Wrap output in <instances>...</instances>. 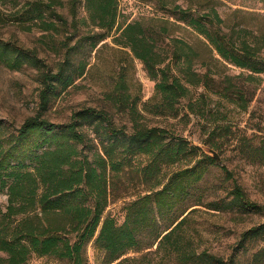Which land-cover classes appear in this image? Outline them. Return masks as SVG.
I'll list each match as a JSON object with an SVG mask.
<instances>
[{
  "label": "trees",
  "instance_id": "obj_1",
  "mask_svg": "<svg viewBox=\"0 0 264 264\" xmlns=\"http://www.w3.org/2000/svg\"><path fill=\"white\" fill-rule=\"evenodd\" d=\"M250 1L264 6V0ZM66 4L70 22L56 10L58 0H0V21L24 32L38 28L65 37L64 53L53 66L39 60L37 52L0 39V65L11 71L27 66L38 73L42 111L84 76L89 64L81 56L111 37L155 83L160 98L155 114L175 115L179 102L197 87L246 111L252 87L264 77V26H250L249 14L242 10L222 18L217 0H156L162 17L130 22L120 21L118 0ZM184 33L195 35L203 48L194 49ZM195 64L206 72L198 73ZM218 65L241 74H213L210 67ZM119 71L115 94L126 86L128 68L121 65ZM243 77L246 84L229 87ZM131 123L130 131L119 128L107 112L95 109L79 111L60 125L41 114L20 127L0 121V195L6 197V205L0 206V264H29L34 259L89 264V244L101 254L98 264L240 263L235 256L225 259L201 248L205 230L198 214L202 208L230 215L259 214L264 208L250 201L227 167L201 148L181 138L169 139L165 130ZM228 133L230 127H215L204 147L220 158L229 145L224 139ZM236 139L240 154L264 164V140L254 146L245 137ZM219 166L233 187L227 197L210 200L199 186ZM171 167L176 169L164 172ZM125 170L137 173L144 193L125 205L123 222L117 224L104 213L113 180ZM252 242L260 245L248 264H264V223L244 232L237 250L246 252Z\"/></svg>",
  "mask_w": 264,
  "mask_h": 264
},
{
  "label": "rangeland",
  "instance_id": "obj_2",
  "mask_svg": "<svg viewBox=\"0 0 264 264\" xmlns=\"http://www.w3.org/2000/svg\"><path fill=\"white\" fill-rule=\"evenodd\" d=\"M58 1L61 5H56V10L70 22L67 0ZM217 1L218 12L222 18L230 16L234 10H242L249 14L247 22L250 26H264V6L261 4L250 0ZM118 3L120 21L130 22L142 17L163 16L162 10L157 9L156 0H118ZM82 16L83 11L80 9L79 18ZM3 20L0 21V39L25 50L37 52L38 59L45 64L53 66L64 53L61 44L65 37L62 33L56 35L41 32L38 28L24 32L16 25ZM182 37L194 49L203 48L195 35L184 33ZM127 54L128 51L115 45L111 37L97 45L92 52L82 55L81 60H87L89 64L84 76L53 99L46 111L40 109L42 87L39 84L38 73L34 69L25 66L19 71H11L0 65V121L20 127L27 119L41 114L48 122L60 125L69 123L73 114L84 109L103 110L119 128L125 126L130 131L134 125L131 120H136L139 126L165 130L169 134V139H184L205 153L208 149L204 147L203 142L207 139L208 132L215 127H230L232 133H228L224 138L229 145L221 155L219 164L227 167L233 174L234 182L244 190L250 201L264 208V164L248 160L239 153V145L236 143V138L239 137L251 140L254 146L260 145L264 140V77L252 87L254 93L246 111L240 110L237 105L206 91L203 87H197L190 88L188 97L176 106L175 115L155 114L158 109L154 106L160 102V98L155 96V83L148 78L142 64ZM121 65L128 68L126 86L121 93L115 94L113 91L120 78ZM210 68L213 74L218 72L219 75L230 77L241 74L231 66L224 68L218 65L216 68L213 66ZM194 70L198 73L206 72L198 64H195ZM229 84H231L229 87L235 90L246 84L245 78ZM88 150L86 148L84 152ZM220 166L211 169L199 186L207 190L206 194H210V200L227 197L233 187L232 181L225 180ZM175 169L176 167H171L164 169V172ZM113 182L110 203L104 214L113 218L117 224H121L125 205L143 194L144 188L139 176L132 170H125L118 178H114ZM195 194L198 196L199 193ZM5 205L6 197L0 195V206ZM201 212L198 214L199 218L197 217L205 230L202 233L204 241L201 248L225 259L235 256L239 264H248L251 254L260 243H250L244 252V249L237 250L238 242L244 232L264 223V210L259 214L243 215L218 213L204 208ZM86 254L89 264H98L101 254L97 253L91 244L88 245ZM29 264H44V260L34 259Z\"/></svg>",
  "mask_w": 264,
  "mask_h": 264
},
{
  "label": "water",
  "instance_id": "obj_3",
  "mask_svg": "<svg viewBox=\"0 0 264 264\" xmlns=\"http://www.w3.org/2000/svg\"><path fill=\"white\" fill-rule=\"evenodd\" d=\"M207 154L212 156L216 161H218V162L220 161L219 156L216 153H214L213 151L208 149Z\"/></svg>",
  "mask_w": 264,
  "mask_h": 264
}]
</instances>
